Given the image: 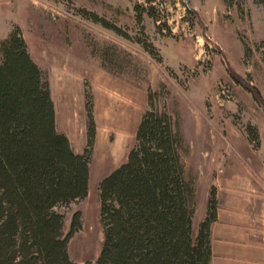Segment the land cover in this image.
<instances>
[{"label":"trees","instance_id":"obj_1","mask_svg":"<svg viewBox=\"0 0 264 264\" xmlns=\"http://www.w3.org/2000/svg\"><path fill=\"white\" fill-rule=\"evenodd\" d=\"M253 1L264 6V0ZM135 9L137 21L143 12L155 19L151 7ZM141 44L155 55L150 43ZM110 52L102 47L98 56L115 66ZM156 96L147 94L148 108L126 159L98 181L103 239L92 264H210L215 187H210L204 217L195 227V184L185 171L186 148L178 122L164 106H155ZM92 108L85 91L86 141L77 153L56 129L47 76L32 59L21 28L12 24L0 39V264H77L68 255V243L81 228V213H71L65 231L61 208L88 192ZM245 133L252 149H259L256 128L247 125Z\"/></svg>","mask_w":264,"mask_h":264},{"label":"rangeland","instance_id":"obj_2","mask_svg":"<svg viewBox=\"0 0 264 264\" xmlns=\"http://www.w3.org/2000/svg\"><path fill=\"white\" fill-rule=\"evenodd\" d=\"M19 1H31L30 6H23L27 18L23 20L13 5L8 8V18L22 20V29L29 33L27 40L33 53L39 55V66L48 81H58L63 68L71 78L77 76L83 85L84 111L85 91L93 103L94 82H104L136 101L143 99V111L148 108V92L157 93L155 106H164L178 122L186 148L185 171L194 184L196 175L190 165L198 159L190 154L183 132L190 131L196 122L212 131L214 144L239 143L243 137L248 143L245 127L251 125L258 132L260 148L254 150L248 143L250 149L264 156L263 5L253 0ZM137 5L151 7L155 19L143 12L137 21ZM30 14L36 18L33 30ZM92 15L120 34L93 21ZM141 42L150 43L155 55ZM102 47L110 49L115 66L101 61L98 55ZM83 117L86 120V111ZM229 131L237 141L233 134L228 137ZM98 178L90 179L83 199L61 208L65 231L71 213H81V228L68 243V255L77 264H92L100 252L103 234Z\"/></svg>","mask_w":264,"mask_h":264},{"label":"crops","instance_id":"obj_3","mask_svg":"<svg viewBox=\"0 0 264 264\" xmlns=\"http://www.w3.org/2000/svg\"><path fill=\"white\" fill-rule=\"evenodd\" d=\"M30 2L0 0V39L8 33L12 24H17L32 59L41 65L39 55L33 53L27 40L29 33L22 29V20L8 18V8L13 5L25 20L27 17L23 6H30ZM28 18L31 27L36 18L31 14ZM40 43L38 41L37 46ZM67 72L66 68L61 69L58 81L50 78V94L56 129L67 136L73 150L79 153L86 141L84 90L77 76L71 78ZM108 87L104 82H94L91 87L95 137L89 181L93 177H100V180L126 159L146 105L143 99L136 101L134 96L118 93ZM185 131L183 136L189 144L190 154L199 160L195 165H190L192 173L196 175L195 227L204 217L210 187L214 186L216 191L218 206L216 220L210 226V264H264L263 156L251 150L244 137L238 143L233 131L226 132L228 137L233 134L232 139L237 141L230 144L211 142L212 131L201 123L196 122L190 131ZM215 134L219 135V132L215 131Z\"/></svg>","mask_w":264,"mask_h":264}]
</instances>
